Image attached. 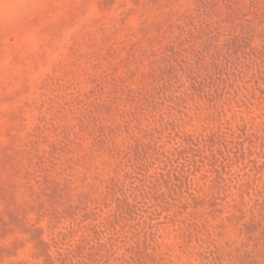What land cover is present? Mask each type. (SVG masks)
Returning <instances> with one entry per match:
<instances>
[{
    "label": "rangeland",
    "instance_id": "rangeland-1",
    "mask_svg": "<svg viewBox=\"0 0 264 264\" xmlns=\"http://www.w3.org/2000/svg\"><path fill=\"white\" fill-rule=\"evenodd\" d=\"M0 264H264V0H0Z\"/></svg>",
    "mask_w": 264,
    "mask_h": 264
}]
</instances>
